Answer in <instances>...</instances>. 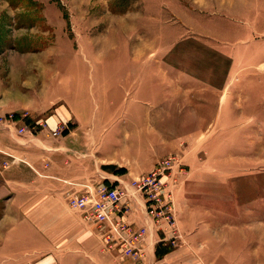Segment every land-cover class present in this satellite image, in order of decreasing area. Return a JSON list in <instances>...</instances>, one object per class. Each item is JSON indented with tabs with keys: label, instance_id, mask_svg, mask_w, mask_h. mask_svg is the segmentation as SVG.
<instances>
[{
	"label": "rangeland",
	"instance_id": "obj_1",
	"mask_svg": "<svg viewBox=\"0 0 264 264\" xmlns=\"http://www.w3.org/2000/svg\"><path fill=\"white\" fill-rule=\"evenodd\" d=\"M0 11V135L29 129L16 112L39 113L36 123L49 128L16 51L42 58L48 44L69 46L58 62L60 94L71 95L69 82L71 97L89 95L100 115L108 100H134V111L117 113L130 126L113 129L115 143L134 146L139 167L179 155L186 173L174 186L177 208L186 195L205 214L224 215L208 226L232 239L206 243L226 263L264 264V0H0ZM31 36L39 49L29 48ZM34 103L35 112L17 110Z\"/></svg>",
	"mask_w": 264,
	"mask_h": 264
},
{
	"label": "crops",
	"instance_id": "obj_2",
	"mask_svg": "<svg viewBox=\"0 0 264 264\" xmlns=\"http://www.w3.org/2000/svg\"><path fill=\"white\" fill-rule=\"evenodd\" d=\"M47 17L57 31L64 29L58 13L54 17L47 13ZM31 37L29 48L39 49L34 44L37 38ZM55 45L44 46L42 58L39 50L16 51L17 66L23 63L27 75H33L25 85L27 95L42 102L38 108L50 112L45 118L49 128L36 123L39 113L30 117L16 112V123H25L29 129L18 135L11 126L10 133L5 130V136L0 135V264H137L120 247L109 248L102 236L105 230L86 222L81 211L67 204L68 193H84L86 185L93 188L101 183L126 188L124 200L129 210L123 218L134 228L149 227L143 264H228L224 257L219 258L222 253L216 254L206 243L211 239H232L231 231H211L208 226L224 215L218 217L210 211L205 214L207 208L193 204L186 195L177 200L179 227L186 243L172 246L163 239V233L148 216L144 197L132 185L133 179L152 170L156 161L153 158L146 162L147 158L144 167L135 166V147L114 141V128L130 126L129 120L124 123L118 114L125 111V117L134 111V100L131 104L123 101L122 106L108 100L100 115L89 95L71 97L74 92L69 82L64 85L70 97L61 95L58 87L64 77L57 75L58 62L70 48ZM24 54L35 55V60L28 58V63L22 59ZM131 75H135V68ZM27 107L30 112L38 110L36 103L23 104L17 110ZM57 128H64L62 135L53 134ZM233 235L239 238L241 234Z\"/></svg>",
	"mask_w": 264,
	"mask_h": 264
},
{
	"label": "built area",
	"instance_id": "obj_3",
	"mask_svg": "<svg viewBox=\"0 0 264 264\" xmlns=\"http://www.w3.org/2000/svg\"><path fill=\"white\" fill-rule=\"evenodd\" d=\"M27 127L20 128V132ZM55 135L57 131L53 132ZM181 157L171 154L161 159L148 173L133 179L132 185L144 197L148 216L163 239L176 246L182 238L176 204L175 184L186 173L178 171ZM68 182V181H67ZM71 183V182H69ZM126 188L101 183L96 187L86 185L84 193H68L67 204L81 211L86 222L97 225L103 232V240L109 248L120 247L121 252L137 264H143L146 255V239L150 229L146 225L134 228L123 218L128 212Z\"/></svg>",
	"mask_w": 264,
	"mask_h": 264
}]
</instances>
